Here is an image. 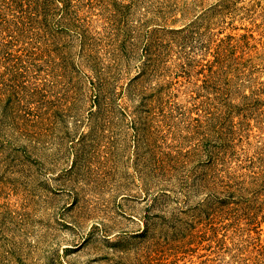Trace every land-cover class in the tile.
I'll list each match as a JSON object with an SVG mask.
<instances>
[{"label": "rangeland", "instance_id": "374dc122", "mask_svg": "<svg viewBox=\"0 0 264 264\" xmlns=\"http://www.w3.org/2000/svg\"><path fill=\"white\" fill-rule=\"evenodd\" d=\"M0 264H264V0H0Z\"/></svg>", "mask_w": 264, "mask_h": 264}]
</instances>
